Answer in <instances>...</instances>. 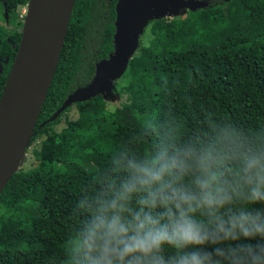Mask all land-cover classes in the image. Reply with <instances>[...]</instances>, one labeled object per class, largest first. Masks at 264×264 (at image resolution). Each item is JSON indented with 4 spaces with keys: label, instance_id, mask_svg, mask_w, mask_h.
Returning a JSON list of instances; mask_svg holds the SVG:
<instances>
[{
    "label": "trees",
    "instance_id": "1",
    "mask_svg": "<svg viewBox=\"0 0 264 264\" xmlns=\"http://www.w3.org/2000/svg\"><path fill=\"white\" fill-rule=\"evenodd\" d=\"M29 1L0 0L9 69ZM200 1L150 22L124 100L39 129L115 51L118 0H76L35 166L0 196V264H264V0Z\"/></svg>",
    "mask_w": 264,
    "mask_h": 264
},
{
    "label": "water",
    "instance_id": "2",
    "mask_svg": "<svg viewBox=\"0 0 264 264\" xmlns=\"http://www.w3.org/2000/svg\"><path fill=\"white\" fill-rule=\"evenodd\" d=\"M76 0H30L20 46L0 100V196L31 147L42 108L53 83L69 31ZM206 6L198 0H118L115 51L96 66L93 81L70 95L39 129L67 109L98 96L113 94L151 21ZM2 73V65H0Z\"/></svg>",
    "mask_w": 264,
    "mask_h": 264
},
{
    "label": "rangeland",
    "instance_id": "3",
    "mask_svg": "<svg viewBox=\"0 0 264 264\" xmlns=\"http://www.w3.org/2000/svg\"><path fill=\"white\" fill-rule=\"evenodd\" d=\"M191 11H192V8L190 6H183L182 9H181V12L178 15H168V16H165L164 18H167V19H174V18H180V17L181 18H187L189 12H191ZM26 14H27V7L20 8V15H21V17L26 18ZM143 35H145V33ZM143 35H142V37H143ZM142 37H141V39L143 40L144 37L143 38ZM142 40H140V45L141 44H146ZM108 98H109V101H111V102H113L115 104H118L120 101L124 100L121 96L115 95V91H114L113 94L112 93L109 94L108 95ZM74 115H75V112H73V115L72 116L74 117ZM64 122H65V120H63V125H64ZM37 146H39V142H37L32 147H30V149L27 151L26 156L23 159V161H22V163H21V165L19 167V170L20 169L28 170V169H30V168H32V167L35 166L34 157L32 156V150H33V148H35Z\"/></svg>",
    "mask_w": 264,
    "mask_h": 264
},
{
    "label": "flooded vegetation",
    "instance_id": "4",
    "mask_svg": "<svg viewBox=\"0 0 264 264\" xmlns=\"http://www.w3.org/2000/svg\"><path fill=\"white\" fill-rule=\"evenodd\" d=\"M185 1H188V0H185ZM198 1H200V0H198ZM0 24L4 25L7 28V31L15 28L14 25H10L9 23L3 22L1 20H0ZM0 65H2V73H0V78H3L5 76L8 79L11 68L10 69L8 68L9 67V57L7 55H5L4 53L3 54L0 53ZM6 84H7V80H6ZM4 89H5V87H3V89L1 88V90H3L2 92H4Z\"/></svg>",
    "mask_w": 264,
    "mask_h": 264
}]
</instances>
